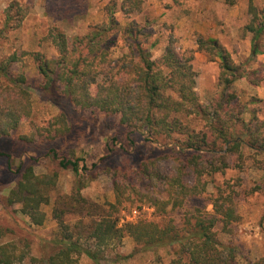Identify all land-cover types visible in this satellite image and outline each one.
<instances>
[{"label": "trees", "instance_id": "trees-1", "mask_svg": "<svg viewBox=\"0 0 264 264\" xmlns=\"http://www.w3.org/2000/svg\"><path fill=\"white\" fill-rule=\"evenodd\" d=\"M120 1L112 0L106 7L108 20L91 25L83 36L69 38L59 28L52 29L49 39L57 49L54 57L31 52L21 56L14 53L0 60V141L13 137L23 120L33 115L28 78L13 72L26 55L33 59L42 80L37 87L42 100L61 110L50 124L54 130L51 142L67 140L74 132L75 125L68 115L71 109L119 119L112 137L96 153L98 162L90 166L85 158L63 155L57 148L41 156L27 152L17 156L0 147L3 170L15 179L0 204L6 209L21 206V212L34 226L45 224L43 207L51 203V190L57 187L61 173L70 171L76 178L66 207L53 211L60 236L52 250L35 255L27 230L17 235L12 227L0 224V264H79L83 255L100 264L102 250L126 236L137 244V253L166 251V264H242L239 249L219 239L220 233L233 235L241 221L235 187L229 183L228 190L218 187L204 205L190 203L202 198L214 177L229 169L243 171L251 162L264 172V119L256 111L251 112L235 91L239 80L259 86L264 77L235 62L218 40L199 37L198 51L219 59L222 88L218 98L202 102L196 91L198 74L193 53H182L177 40L170 36L164 54L155 61L141 40L152 33L148 25L130 22L122 27L117 21ZM227 1L235 4V0ZM142 4V0H122L120 11L132 16L141 11ZM27 16L28 10L13 1L5 10L0 41L20 29ZM248 16L244 31L252 35L251 58L255 59L264 55V12L251 1ZM120 28L129 46L115 58L110 49L115 43L114 33ZM257 102L262 100L254 99L251 104ZM249 112L251 117L246 119ZM196 121L200 127L193 125ZM136 135L142 136L145 145L155 152L138 145ZM20 139L32 142L28 136ZM117 151L129 159L112 165L108 161ZM44 159L55 169L37 174L35 168ZM94 175H107L111 181L116 202L109 209L93 210L82 194L89 185L88 178ZM125 203L148 206L162 217L187 209L180 224L174 219L162 223L142 219L121 225L120 210ZM67 213L80 215V220L89 219L88 239L95 243V252L79 243L81 233L67 222ZM243 264H264V257L244 258Z\"/></svg>", "mask_w": 264, "mask_h": 264}, {"label": "rangeland", "instance_id": "rangeland-1", "mask_svg": "<svg viewBox=\"0 0 264 264\" xmlns=\"http://www.w3.org/2000/svg\"><path fill=\"white\" fill-rule=\"evenodd\" d=\"M18 1L28 10V16L22 27L7 34L0 41V60L17 53L43 52L49 57L57 55V49L51 39L50 31L59 28L69 38L83 36L91 25L100 24L108 20L106 7L112 0H0V28L5 20V10L13 2ZM122 1V0H121ZM121 1L115 15L120 26L126 27L130 22L141 26L148 25L152 32L148 38H142L144 47L151 50L152 57L159 61L164 54L170 36L177 40L178 49L182 53H193V66L197 72V93L202 102H211L218 98L222 88L219 85V59L205 52L198 51L197 39H216L228 51L235 62L243 63L251 71H258L264 77V56L251 58L252 35L245 33L248 23V8L252 1L260 11L264 12V0H235L230 5L227 0H142L139 13L126 16L120 11ZM120 29L115 31V43L112 44L110 53L115 58L128 50L127 39L120 34ZM113 40V41H114ZM264 52V39L261 41ZM15 74H25L33 92V115L24 119L19 130L10 139L0 141L4 152L21 155L24 152L41 156L52 148H57L62 154L75 158H85L90 166L98 162L96 153L101 152L104 144L112 137L119 119L107 117L96 111L69 110L70 120L75 125V130L67 140L51 142L54 130L51 127L52 119L61 113L59 107L42 100L37 87L42 83L37 73L35 64L30 55L22 56L20 62L14 66ZM235 91L241 102L248 109L256 111L264 119V81L259 86L251 85L246 80H239L235 84ZM260 99V103H252ZM251 113L245 115L246 119ZM199 122L193 125L198 126ZM28 136L31 143L21 141V137ZM137 144L146 147L147 151L154 153L155 149L145 145L142 136L136 135ZM117 149L115 148V151ZM27 156V155H25ZM136 157V154L134 155ZM28 158V157H27ZM138 158V157H137ZM129 159L122 152L117 151L109 163L118 165ZM0 160V201L8 195L15 184V179L3 170ZM55 166L48 159L43 164L36 166L37 174L51 173ZM75 176L70 171H63L56 188L51 190V203L43 207L46 222L43 226H34L29 217L21 212V206L15 205L4 208L0 204V224L12 227L17 235L22 229L28 231V237L34 242L33 253L52 250V244L60 236L59 227L53 218L55 208H64L69 201L75 185ZM240 180V185H238ZM89 185L82 194L93 210L109 209L116 202L111 181L107 175H94L88 178ZM227 183L234 186L238 192L236 197L237 208L241 221L234 227L233 235L219 234V239L224 244L232 243L239 249L240 261L244 258L257 260L264 257V172L257 170L247 162L243 171L229 169L224 174L214 177L208 192L200 199H195L191 204L204 205L212 195L216 194L218 187L227 188ZM187 209V208H186ZM185 209V210H186ZM209 211L212 210L208 206ZM91 210V211H93ZM182 211H171L167 216H159L154 209L138 204L125 203L120 210L121 225L127 222H138L146 219L155 223H162L167 219H174L176 223L182 222ZM95 214L99 212L95 211ZM80 215L68 214L66 220L71 224L76 233H81L79 243L85 248L95 252L97 248L89 240V219H79ZM220 230V228H219ZM78 237V236H77ZM137 244L128 236L122 241L105 248L101 252L100 264H166L169 261L166 251L158 253H137ZM79 264H95L88 256L83 255Z\"/></svg>", "mask_w": 264, "mask_h": 264}, {"label": "crops", "instance_id": "crops-1", "mask_svg": "<svg viewBox=\"0 0 264 264\" xmlns=\"http://www.w3.org/2000/svg\"><path fill=\"white\" fill-rule=\"evenodd\" d=\"M264 56V55H263Z\"/></svg>", "mask_w": 264, "mask_h": 264}]
</instances>
